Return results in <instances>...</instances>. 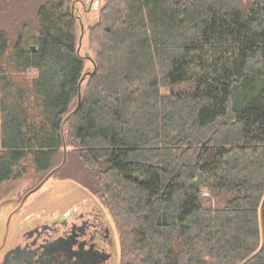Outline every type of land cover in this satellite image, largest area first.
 <instances>
[{
	"label": "trees",
	"instance_id": "16d2710c",
	"mask_svg": "<svg viewBox=\"0 0 264 264\" xmlns=\"http://www.w3.org/2000/svg\"><path fill=\"white\" fill-rule=\"evenodd\" d=\"M74 1L0 30V189L70 148L120 264H264V0H107L84 90Z\"/></svg>",
	"mask_w": 264,
	"mask_h": 264
},
{
	"label": "rangeland",
	"instance_id": "374dc122",
	"mask_svg": "<svg viewBox=\"0 0 264 264\" xmlns=\"http://www.w3.org/2000/svg\"><path fill=\"white\" fill-rule=\"evenodd\" d=\"M42 0H0V30L12 38L29 36L36 32V11ZM107 0H75L72 3L76 18L77 51L85 62V76L82 90L86 88L89 73L94 69L98 46L91 42L90 30L98 23L102 8ZM30 72L28 77L33 76ZM186 87L177 88L183 90ZM57 167L64 168L57 173L54 169L50 178L41 181L44 176L31 173L23 179L9 182L0 189V243L9 231V238L15 233L19 224L30 214L52 217L62 214L78 197L90 198L97 202L113 223L117 235L118 264H120L119 233L113 221L110 210L90 193L82 184L83 166L71 154V149L64 148ZM55 172V174H54ZM47 175V176H48ZM46 176V177H47ZM41 185V186H40ZM36 191L30 193L37 187ZM29 194V195H28ZM28 195V196H27ZM26 198L20 212L16 209Z\"/></svg>",
	"mask_w": 264,
	"mask_h": 264
},
{
	"label": "flooded vegetation",
	"instance_id": "af4514ba",
	"mask_svg": "<svg viewBox=\"0 0 264 264\" xmlns=\"http://www.w3.org/2000/svg\"><path fill=\"white\" fill-rule=\"evenodd\" d=\"M5 234L0 264H118L115 227L90 198L78 197L52 217L30 214L10 238Z\"/></svg>",
	"mask_w": 264,
	"mask_h": 264
},
{
	"label": "water",
	"instance_id": "95a60500",
	"mask_svg": "<svg viewBox=\"0 0 264 264\" xmlns=\"http://www.w3.org/2000/svg\"><path fill=\"white\" fill-rule=\"evenodd\" d=\"M32 50L33 51H35L36 50V46H32ZM81 86V85H80ZM50 176H51V174L50 175H48L47 177H46V180H48L49 178H50ZM45 181H43L42 183H44ZM41 186V185H40ZM40 186L39 187H37L36 189H34L33 191H31L30 193H32V192H34V191H36L37 189H39L40 188ZM29 195V194H28ZM27 195V196H28ZM26 198V197H25Z\"/></svg>",
	"mask_w": 264,
	"mask_h": 264
}]
</instances>
